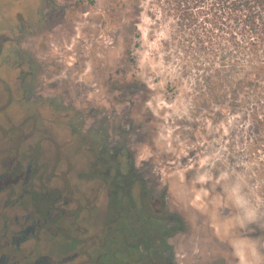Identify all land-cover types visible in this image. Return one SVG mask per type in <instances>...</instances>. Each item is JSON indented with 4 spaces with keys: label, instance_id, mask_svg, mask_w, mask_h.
Returning a JSON list of instances; mask_svg holds the SVG:
<instances>
[{
    "label": "rangeland",
    "instance_id": "1",
    "mask_svg": "<svg viewBox=\"0 0 264 264\" xmlns=\"http://www.w3.org/2000/svg\"><path fill=\"white\" fill-rule=\"evenodd\" d=\"M93 1H0V37L36 54L58 133L25 138L33 121L1 118L0 167L56 164L45 172L60 206L83 209L85 239L98 242L114 229V186L91 170L86 146L123 145L153 208L179 220L166 239L177 264H264V150L246 139V88H236L248 58L242 14L213 0ZM11 187L0 191L3 224L33 208L22 184ZM131 242L117 246L128 262Z\"/></svg>",
    "mask_w": 264,
    "mask_h": 264
},
{
    "label": "flooded vegetation",
    "instance_id": "2",
    "mask_svg": "<svg viewBox=\"0 0 264 264\" xmlns=\"http://www.w3.org/2000/svg\"><path fill=\"white\" fill-rule=\"evenodd\" d=\"M10 44H15L12 37L6 40L0 37V119L20 121L21 126L33 121L34 127L23 136L25 138L36 132L42 139L55 138L58 135L56 121L44 112L55 102L42 96V66L38 64L36 54H27L17 47L12 49ZM75 134L79 133L75 131ZM41 147L38 142L30 151L40 152ZM125 150L123 145L102 146L88 139L85 153L90 159L91 170L112 179L114 186L109 194L107 217L105 215L107 223L114 222L110 226L114 229L108 234L105 232V239L98 242L85 239L87 229L81 227L78 218L83 209L67 212L68 201L60 206L61 195L57 196V189L52 186L53 173L47 175L45 172L48 168L57 169L56 164L31 161L24 170L21 165L9 166L8 162H3L0 191L10 190L12 196L11 186L22 184L33 208L23 216V222L16 216V221L7 220L3 224L7 215L0 214V226L3 224L0 264H177L166 239H170L174 230L171 223L178 226L179 220L172 222L170 214L153 208L156 198L149 200L147 183ZM125 211L126 216L123 215ZM113 216L114 221L111 220ZM122 236L135 239L127 245L131 262L117 247ZM58 243L63 244L64 249L56 250Z\"/></svg>",
    "mask_w": 264,
    "mask_h": 264
},
{
    "label": "trees",
    "instance_id": "3",
    "mask_svg": "<svg viewBox=\"0 0 264 264\" xmlns=\"http://www.w3.org/2000/svg\"><path fill=\"white\" fill-rule=\"evenodd\" d=\"M214 5L235 8L246 21V76L236 88H246V139L253 150H264V0H213Z\"/></svg>",
    "mask_w": 264,
    "mask_h": 264
}]
</instances>
